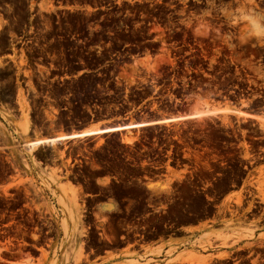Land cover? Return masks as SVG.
Here are the masks:
<instances>
[{"label": "rangeland", "instance_id": "obj_1", "mask_svg": "<svg viewBox=\"0 0 264 264\" xmlns=\"http://www.w3.org/2000/svg\"><path fill=\"white\" fill-rule=\"evenodd\" d=\"M4 1L31 19L0 20V184L17 180L0 193V264H264V123L239 115H264V0H179L176 17L170 0ZM208 109L224 112L23 145L32 129ZM65 159L66 184L38 173Z\"/></svg>", "mask_w": 264, "mask_h": 264}, {"label": "crops", "instance_id": "obj_2", "mask_svg": "<svg viewBox=\"0 0 264 264\" xmlns=\"http://www.w3.org/2000/svg\"><path fill=\"white\" fill-rule=\"evenodd\" d=\"M18 58V57H17ZM2 59L6 60V57H2ZM6 62H13L12 60H6ZM176 114H181V113H172V114H167V115H161V116H157V117H144V116H137L134 119L131 120L130 116H126L124 118H122V120H115L114 118H108V119H104V118H96V119H90L86 124L83 125H67V126H62V125H55L53 128H45L44 130L38 129V130H30V135L28 136V140L29 142L31 141H37V140H42L47 139V140H52L55 139L57 136H66L67 138L72 137L75 134H79L81 132L84 131H92L95 129H106V128H111L114 126H121L127 123H145V122H149V121H157L158 119L161 118H166V117H171L174 116ZM253 115L257 116V117H264V115L262 113L259 112H255L252 113ZM221 115V114H218ZM93 118V116H92ZM251 119V118H248ZM253 120V119H251ZM143 129V128H140ZM129 130H138V128H131ZM126 132V131H125ZM124 130H120L118 132H113V133H107V134H114V133H125ZM107 134H102V135H107ZM98 135V134H97ZM97 135H93L90 137H95ZM90 137H85V138H90ZM84 139V138H82ZM73 140H77V138H71V139H65L62 140L60 142H57L55 145H61L62 143L68 142V141H73ZM23 145L25 146L26 143H23ZM45 145L48 144H42L41 146L45 147ZM121 145H124V143L121 142ZM50 147V145H48ZM66 161V159L63 161V163H58L54 166H52L51 164H46L43 163L41 165L40 171H38V173H40L41 171L45 174H47L46 171V166L48 168H54L57 167V169H61V183L62 184H66V175H65V170L67 169V165L64 163ZM77 160L75 158L70 160V165L73 166L75 164ZM64 167V168H63ZM37 172V171H36ZM41 172V173H42ZM37 174V173H36ZM107 179V177L101 176L98 177L97 179H95V181H100L103 182ZM17 180L13 179L12 180H5L0 184V193L4 192L5 189L11 191L13 189V183H15ZM109 182H112V178H109ZM85 200V199H84ZM203 224H195V225H191V226H186L184 228V232L187 234V236L193 235L195 233H199L202 232L203 230ZM173 240V239H172ZM172 240L171 239H166L162 242H154V243H149L145 246L144 250H142V254H147L149 255L151 252H156L158 250H162L164 253L167 251V249L170 247V245L172 244ZM126 247L124 246L123 248L119 249L117 252H114L113 255L115 256H119L121 255V251H125ZM106 253L109 252H104V254L102 255V257H107ZM113 253V252H112ZM127 260V259H125Z\"/></svg>", "mask_w": 264, "mask_h": 264}, {"label": "flooded vegetation", "instance_id": "obj_3", "mask_svg": "<svg viewBox=\"0 0 264 264\" xmlns=\"http://www.w3.org/2000/svg\"><path fill=\"white\" fill-rule=\"evenodd\" d=\"M190 1H191L190 8L191 9L192 8L193 9L198 8L200 12H206L205 9L201 10L200 7H205L206 8V7H208L210 5V0H190ZM217 1L221 2L220 6H223V0H217ZM258 3L259 2L257 1L255 4H258ZM169 4H171V5H169ZM224 4H227V3H224ZM180 5H182V3L179 0H170V1H168V3L163 4V7L165 8V11L168 12V15L167 16L170 15V16L176 17V16H179L180 15V12H181ZM61 9L64 10V11H68L69 10L67 4L63 5L61 7ZM15 11H17V8L15 6H13V5L5 2L4 0H0V20H2L3 22L28 21V20L31 19V18L24 19L20 15H18V16H11V15H9L10 12H15ZM221 11H222V7L219 9V12H221ZM205 16L210 17L209 15H205ZM223 19H224V16L223 15H219L218 17H215V20L221 22L219 24V26H221V27H224L225 26L224 22H222ZM23 36L24 35H22L21 37H18V38L21 39ZM8 41L10 42L11 40H8ZM18 43H20V41L15 42V44H18ZM21 44H23V42ZM201 59L204 62H207L208 61V59L205 56L204 57L201 56ZM259 113H261V112H259ZM260 118H263V117H260ZM113 181H114V178H112V182L111 183H113ZM95 183H96V181H95ZM227 196H228V193L225 194L221 198V200L219 201V204L218 205H212L211 207L213 209H217L218 206L220 205V203ZM98 197H99V194L98 193L97 194H86L84 196V199H85L84 202L90 203L91 201H93V199L98 198ZM208 201L210 202L211 199H209ZM255 203L257 204V206H254L253 207V210H254L253 216H255V219L261 224V226H263L264 225V207L261 206V203L260 202H255ZM108 205H109V202L104 201V202L96 203L93 206V208L95 206H108ZM196 224H200V223H196ZM163 228H165V226H163ZM183 229H184V227L183 228H181V227L174 228L173 225L167 226V230H173L175 232H177V231H183ZM144 234H145L144 232H140V233H136V234L130 233V236L129 237H127V238L125 237L124 246L125 247L126 246L133 247L134 245H136L137 247L140 248L142 246V243H143L142 242V239H144ZM133 238H137V239H134V241H132ZM119 239H122V238L120 237Z\"/></svg>", "mask_w": 264, "mask_h": 264}, {"label": "bare ground", "instance_id": "obj_4", "mask_svg": "<svg viewBox=\"0 0 264 264\" xmlns=\"http://www.w3.org/2000/svg\"><path fill=\"white\" fill-rule=\"evenodd\" d=\"M195 107V106H194ZM198 108V107H197ZM197 108H194V111H198L199 109ZM193 111V109H192ZM191 113H187V114H178L176 116H171V117H167V118H162V119H159L157 121H149V122H145V123H137V124H133V123H128L126 127H121V126H114V127H111V128H106V131H100V129H95V130H92V131H84V132H81L79 134H75L73 135L72 137H69L67 138L66 136H57L55 139H52V140H47V139H42V140H37V141H31V142H28L26 145L28 147H34L36 145H41V144H53L54 143V140L57 141H62V140H65V139H71V138H77V139H81V138H85V137H90V136H93V135H102V134H107V133H113V132H118L120 130H124V132L128 131L129 129L131 128H143V127H146V126H150V125H158V124H164V123H171V122H175V121H188V120H201V118L203 119L204 116H214L215 114L217 113H221V112H224L223 110H204L202 112H199V113H196V112H192ZM239 115H242L243 117H248V118H252V119H255L257 121H260L262 123H264V118H258V117H255L254 115H249V114H245V113H239ZM238 202H240V199L237 200Z\"/></svg>", "mask_w": 264, "mask_h": 264}, {"label": "water", "instance_id": "obj_5", "mask_svg": "<svg viewBox=\"0 0 264 264\" xmlns=\"http://www.w3.org/2000/svg\"><path fill=\"white\" fill-rule=\"evenodd\" d=\"M188 112H182L181 114H187ZM128 124V123H127ZM127 124L121 125V127H126ZM100 131H106V129H100ZM59 142V141H57Z\"/></svg>", "mask_w": 264, "mask_h": 264}, {"label": "trees", "instance_id": "obj_6", "mask_svg": "<svg viewBox=\"0 0 264 264\" xmlns=\"http://www.w3.org/2000/svg\"><path fill=\"white\" fill-rule=\"evenodd\" d=\"M148 127H150V126H148Z\"/></svg>", "mask_w": 264, "mask_h": 264}]
</instances>
